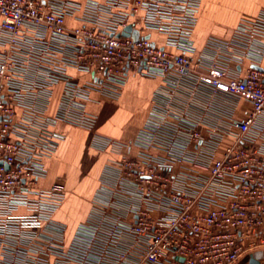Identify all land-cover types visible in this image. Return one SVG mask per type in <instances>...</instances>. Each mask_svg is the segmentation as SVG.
Segmentation results:
<instances>
[{
  "label": "built area",
  "instance_id": "2783aa9c",
  "mask_svg": "<svg viewBox=\"0 0 264 264\" xmlns=\"http://www.w3.org/2000/svg\"><path fill=\"white\" fill-rule=\"evenodd\" d=\"M199 8L0 0V264H247L264 251V10L198 54ZM129 75L161 84L131 141L93 136L119 156L64 242L65 187L41 185L64 137L54 128L92 130L90 105Z\"/></svg>",
  "mask_w": 264,
  "mask_h": 264
},
{
  "label": "crops",
  "instance_id": "0c3cea01",
  "mask_svg": "<svg viewBox=\"0 0 264 264\" xmlns=\"http://www.w3.org/2000/svg\"><path fill=\"white\" fill-rule=\"evenodd\" d=\"M263 10L264 0H200L198 20L192 36L198 54L204 52V45L209 38L231 39L240 23L255 19ZM67 22L72 24L71 21ZM247 68L249 64L243 62L236 71L240 70L238 75H242ZM260 68L264 73V57ZM160 84L159 78L129 75L117 98H101L99 104L90 105L89 110L97 115L92 130L63 124L54 128L64 137L58 142L56 151L43 160L46 177L41 185L48 187L59 180L65 187L66 196L54 214V220L65 227L64 242L70 240L75 228L87 218L91 199L105 166L119 156L114 151L92 148L93 136L119 142L131 141L142 126L152 106L153 93ZM241 105H237L238 116L244 114ZM257 144L264 146V138L258 139ZM66 207L76 217L68 219L73 225L71 233H68L64 224ZM66 233L69 238H66ZM254 254H258L264 264V251H256ZM240 263H245V258Z\"/></svg>",
  "mask_w": 264,
  "mask_h": 264
},
{
  "label": "rangeland",
  "instance_id": "374dc122",
  "mask_svg": "<svg viewBox=\"0 0 264 264\" xmlns=\"http://www.w3.org/2000/svg\"><path fill=\"white\" fill-rule=\"evenodd\" d=\"M64 218H65L64 224L67 226V231H68V233H71L73 225H72V223H70L68 221V219L73 220V219H76V217H75V215H73V212L71 210L67 209V207L64 208ZM68 233H66V236ZM66 238H69V237L67 236ZM239 264H241V263H239Z\"/></svg>",
  "mask_w": 264,
  "mask_h": 264
},
{
  "label": "water",
  "instance_id": "95a60500",
  "mask_svg": "<svg viewBox=\"0 0 264 264\" xmlns=\"http://www.w3.org/2000/svg\"><path fill=\"white\" fill-rule=\"evenodd\" d=\"M129 31H130V28L128 27L125 30V32L122 33V36H127ZM256 68L261 71L260 67H256ZM247 264H261L260 257L258 256V254L249 255L247 259Z\"/></svg>",
  "mask_w": 264,
  "mask_h": 264
}]
</instances>
